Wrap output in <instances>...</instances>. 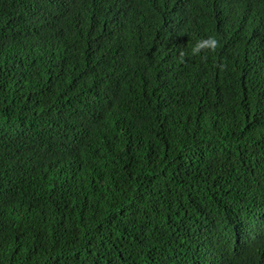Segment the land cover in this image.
<instances>
[{
  "label": "trees",
  "instance_id": "16d2710c",
  "mask_svg": "<svg viewBox=\"0 0 264 264\" xmlns=\"http://www.w3.org/2000/svg\"><path fill=\"white\" fill-rule=\"evenodd\" d=\"M0 264H264V0H0Z\"/></svg>",
  "mask_w": 264,
  "mask_h": 264
}]
</instances>
